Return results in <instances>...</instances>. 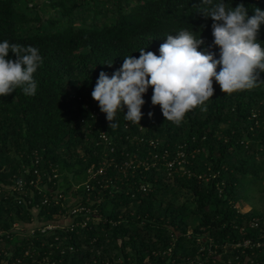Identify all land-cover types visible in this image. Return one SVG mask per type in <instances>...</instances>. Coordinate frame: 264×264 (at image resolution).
Here are the masks:
<instances>
[{"label":"trees","instance_id":"obj_1","mask_svg":"<svg viewBox=\"0 0 264 264\" xmlns=\"http://www.w3.org/2000/svg\"><path fill=\"white\" fill-rule=\"evenodd\" d=\"M240 2L233 0L232 6ZM242 2L249 15L256 6L264 9V0ZM204 6L200 0H0V40L33 45L43 56L34 73V96L17 88L0 97V187L13 177L42 175L39 190L28 191L26 198L0 191V264H166L163 251L171 249L172 257L183 259L198 249L185 235L188 228H203L213 238L221 255L216 264L238 254L264 264V238L258 239L264 234V211L235 208L245 185L256 184L264 196V73L254 88L232 94L214 80L207 109L194 108L179 125L152 105V88L144 95L141 121L133 124L118 111L115 128L91 96L101 71L111 75L141 48L158 54L167 34L180 28L198 32L205 40L202 49L211 45L212 20L199 12ZM40 11L48 16L42 19ZM259 39L264 41V24ZM101 131L119 143L115 161L123 159V146L140 159L148 150L179 149L188 169L213 177L199 181L174 169L168 175L160 166L123 176L109 168L87 192L86 170L105 155L97 145ZM134 134L157 139V148L136 145ZM142 184L145 190H138ZM59 191L66 199L55 204L51 199ZM87 197L99 220L83 226V216L68 217V212L77 204L90 206ZM253 217L260 218L258 228L246 224ZM47 225L55 227L42 231ZM247 239L252 241L247 249H230Z\"/></svg>","mask_w":264,"mask_h":264},{"label":"clouds","instance_id":"obj_2","mask_svg":"<svg viewBox=\"0 0 264 264\" xmlns=\"http://www.w3.org/2000/svg\"><path fill=\"white\" fill-rule=\"evenodd\" d=\"M200 2L206 6L199 12L212 20L211 45L202 49L204 38L193 28L184 27L167 34L158 54L141 48L138 57L125 56L111 75L99 73L91 96L110 127L117 126L114 118L118 111L124 113L125 120L139 123L149 88L152 105H159L166 120L179 125L194 108L207 109L205 102L213 97L214 80L226 94L257 86L260 74L264 73V41L259 39L264 9L256 6L249 15L242 0L235 7L233 0ZM212 49H217L218 55ZM42 63L43 56L37 47L0 40V97L17 88L27 96H34L37 91L34 73ZM105 64L111 66L113 62ZM148 115L151 117L152 113Z\"/></svg>","mask_w":264,"mask_h":264},{"label":"built area","instance_id":"obj_3","mask_svg":"<svg viewBox=\"0 0 264 264\" xmlns=\"http://www.w3.org/2000/svg\"><path fill=\"white\" fill-rule=\"evenodd\" d=\"M126 128V127H125ZM143 128L142 126H139V130L141 131ZM131 140L134 141L136 145H139V143L146 142L150 148L155 149L158 146V141L155 138H144L139 137L137 134L133 135ZM123 144V143H122ZM120 144V145H122ZM97 145H101L105 149V155L102 156V159L98 161L97 163H92L86 170V177L85 181L82 183V186L85 188V190L88 192L92 190V183L96 182L99 184L102 180L105 178V173L109 168H113L118 173H120L123 176H126L129 172L133 173L137 169H144V170H151L157 167H162L168 172V175H171L172 169L175 170L176 173L182 176H188V177H194L197 178L199 181H208L210 179V175L207 174H199L197 172H194L187 168V165L189 164V161L185 159V154L181 150H176L174 153L169 152L168 149H165L161 152H153L148 150L147 155L145 159L138 158L137 154L134 153L130 148H126L123 146V148L120 149V155L123 157L120 161H115L112 157V154L115 152L116 147L119 145V143L115 142L114 138L112 136L107 135L106 132L101 131L98 135V142ZM107 150V151H106ZM130 150V151H129ZM172 154V156L170 155ZM35 163H37V160H34ZM24 172L26 173V169H24ZM52 178L57 179L58 174L56 173V168H52ZM35 179L27 178H19L16 179L13 177L10 184H7L6 186L0 187V191L2 189H8L10 191L20 192L23 193L25 198L26 193L32 189L39 190V185L41 183L42 175L38 173V171L34 172ZM213 177V176H212ZM76 186H73V189H76ZM145 186L143 184L139 186L138 190H145ZM220 192V191H219ZM54 195V194H53ZM66 199V196H64L60 191L57 192L54 196H52L53 203H62ZM87 203L90 206H87L85 204H77L72 207H70V210L68 212V217H75L77 216H83L82 223L83 226L86 225L87 222H89L90 219H97L99 220V215H97V209L92 208V204L94 201H91L89 197L86 199ZM99 201V199L97 200ZM50 200L45 199L43 203H49ZM27 203H31V199L27 201ZM238 209L237 207H235ZM241 213H246L241 211V209H238ZM248 212V211H247ZM260 218L253 217L248 220L246 223L250 228H258L259 227ZM53 225H47L43 227V230H49L54 228ZM201 232H194L192 228H188L187 232L185 233L187 238L193 239L198 249L193 253V256L185 257L183 259H178L171 256V249H168L167 251H163L164 256H167L166 264H216V261H220L221 255L217 257L216 250L218 249V245L214 242L213 238L211 236H208L205 234L206 232L203 231V228L200 229ZM264 238V234H260L258 236V239ZM256 248H261L262 243L259 240H256ZM224 246H227L224 244ZM252 246L251 239L244 240L240 243H236L234 245H230V249H235L237 247H242L244 249H247L248 247ZM227 252V248H224V252ZM157 254V253H156ZM232 257V256H231ZM229 257L225 264H253V260H249V257H242L241 255H234L232 258Z\"/></svg>","mask_w":264,"mask_h":264},{"label":"rangeland","instance_id":"obj_4","mask_svg":"<svg viewBox=\"0 0 264 264\" xmlns=\"http://www.w3.org/2000/svg\"><path fill=\"white\" fill-rule=\"evenodd\" d=\"M39 15L42 19H45L48 16V14L43 11H40ZM257 189L256 184H249V187L245 185L243 189L244 197H241L238 205H235V207L241 209L243 212L249 211V208L264 211V196L261 192H258Z\"/></svg>","mask_w":264,"mask_h":264},{"label":"crops","instance_id":"obj_5","mask_svg":"<svg viewBox=\"0 0 264 264\" xmlns=\"http://www.w3.org/2000/svg\"><path fill=\"white\" fill-rule=\"evenodd\" d=\"M259 192V191H258ZM251 208H249V210H250Z\"/></svg>","mask_w":264,"mask_h":264}]
</instances>
